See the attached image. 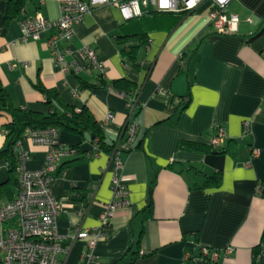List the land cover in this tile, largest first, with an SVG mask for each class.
I'll use <instances>...</instances> for the list:
<instances>
[{
	"label": "crops",
	"instance_id": "obj_1",
	"mask_svg": "<svg viewBox=\"0 0 264 264\" xmlns=\"http://www.w3.org/2000/svg\"><path fill=\"white\" fill-rule=\"evenodd\" d=\"M62 1L30 0L5 25L7 0H0V86L16 107L43 113L49 107L38 86L56 89L69 105L87 107L103 123L110 142L121 135L127 121L138 123L132 145L139 147L124 154L119 173L130 203L114 212L108 238L96 245L95 264L182 263L188 250L199 246L221 254L217 260L196 256L191 264H251L259 244L264 264V196L257 192L264 180V0L229 3L228 14L240 18L231 34L217 33L210 24V2L175 27H170V19L152 17L147 27L148 11L124 21L117 6L99 5L75 24L70 40L58 41L65 65L56 63L48 45L56 29L24 40L21 27L26 17L58 18ZM146 29L148 42L137 57H124L122 49L138 45L136 35ZM85 46L95 49L96 63L83 54ZM101 77L108 85H100ZM122 78L134 83L128 91L139 104L130 120L131 109L120 92L126 89L113 86ZM10 120L9 113H0V150ZM244 121L250 122L249 133ZM218 125L226 131L225 152L210 147ZM57 139L67 147L77 145L83 153L93 152L63 158L51 179L61 205L60 264H85L86 243L76 238V230L101 225L105 204L113 197L114 163L88 135L59 129ZM182 141L208 148L186 149ZM22 146L30 153L27 168L45 164V145L25 137ZM216 171L222 172L220 185L205 186L206 175ZM17 186L8 162L0 159V205L15 197ZM150 201L152 212L147 215ZM229 246L233 250L225 256Z\"/></svg>",
	"mask_w": 264,
	"mask_h": 264
},
{
	"label": "built area",
	"instance_id": "obj_2",
	"mask_svg": "<svg viewBox=\"0 0 264 264\" xmlns=\"http://www.w3.org/2000/svg\"><path fill=\"white\" fill-rule=\"evenodd\" d=\"M232 0H63L61 14L56 19H49L43 15L26 17L21 21L22 38L39 39L42 33L49 29L57 32L48 40L57 64L65 65V51L58 48L59 40H70L75 32V24L81 22L96 6L113 4L121 12L124 21L140 17L146 11L159 12H194L200 5L210 2L208 11L210 24L217 33L231 34L237 31L240 18L237 14L227 12ZM251 21V19H249ZM83 54L94 64L97 53L94 48L85 46ZM64 66V69H68ZM127 99L131 109L129 120L138 101L135 95L126 90H120ZM111 117V115H109ZM245 133L250 131V122L243 123ZM58 128L48 127L31 129L26 138L34 143L45 145L47 156L41 168L30 169L25 162L30 158L29 151L19 140L14 151L18 157V186L15 197L8 203L0 205V264H60V254L64 251L57 237V218L61 211L60 203L55 199L51 190V179L63 158L78 154L75 147H67L58 143ZM139 125L136 121H127L125 138L120 140L112 155L114 163V177L112 183L113 197L105 204L101 215V225L96 229L78 228L76 238L84 240L86 250L83 255L85 264H95L97 243L108 238L109 224L114 212L130 203L129 190L120 181L119 173L124 164V154L136 140ZM226 140V131L217 126L211 139L215 148L222 147ZM254 150L253 154L256 155ZM233 247L223 250L225 256L231 253ZM201 256L209 260H217L221 252L207 247L200 248ZM187 255H189L187 253Z\"/></svg>",
	"mask_w": 264,
	"mask_h": 264
},
{
	"label": "trees",
	"instance_id": "obj_3",
	"mask_svg": "<svg viewBox=\"0 0 264 264\" xmlns=\"http://www.w3.org/2000/svg\"><path fill=\"white\" fill-rule=\"evenodd\" d=\"M30 0H7V11L5 15V25L6 23L17 16V14L21 11V9L26 5V3ZM185 12H159V11H148L145 13V23L149 25L148 18L152 17L154 21H161L164 18L170 19V27H175L180 20L187 15ZM147 27H151L150 25ZM139 37L140 43L135 46H131L128 51L122 49V54L124 57H130L135 59L137 57V53L142 45L147 44L148 42V30H144L142 33L137 34ZM108 85L106 81L101 77L100 85ZM85 86H87L84 83ZM113 86L118 87L119 89H126V91L131 90L134 87V83L127 79H119L113 81ZM40 91L44 95V103L48 105L49 112L43 113L36 110L25 109L16 107L13 104V100L11 95L3 86H0V113L7 112L11 116V120L4 125L5 128V136H6V144L3 149L0 150V159H5L8 162L9 170L12 175H16L17 185H18V157L14 151V146L19 140H23L27 132L31 129H41L48 127H56L58 129H64L69 132H73L83 136H90L95 143L96 147L100 150L106 151L110 154L113 153L117 143L125 138L127 124L125 125L121 135L113 140L108 141L103 123L98 122L91 111L87 107H83L81 109H77L76 107L69 105L64 102L62 98L59 96L58 92L54 88H46L42 85L38 86ZM88 87H95V85L89 84ZM130 88V89H129ZM131 93V92H130ZM187 102V101H185ZM139 105L135 107L134 110L138 109ZM139 111L137 112V114ZM181 147L192 150H205L208 147L201 143H196L192 141H182ZM77 149L78 154L75 156H79L84 154L83 156H90L91 153H83L79 147L73 146ZM139 147V143L136 146L131 145V148L126 152H131L134 148ZM211 148H214L217 152H225L227 151L225 147L215 148L210 144ZM87 154V155H86ZM222 181V172L216 171L211 175H206L205 178V186H219ZM257 192L264 196V180L260 181L257 187ZM147 215H150L152 212V201L146 207ZM264 241V231L262 234L261 242ZM130 251V250H129ZM188 254L186 259L182 263L175 264H191L192 260L196 256H201L200 246L196 249L188 250ZM130 261L128 264H132ZM251 264H261L260 263V244L255 247L254 255Z\"/></svg>",
	"mask_w": 264,
	"mask_h": 264
}]
</instances>
